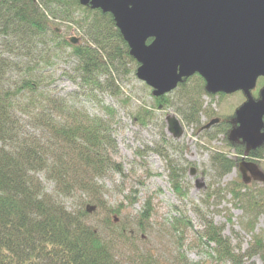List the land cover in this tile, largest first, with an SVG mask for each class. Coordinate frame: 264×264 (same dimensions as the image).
Listing matches in <instances>:
<instances>
[{
  "label": "trees",
  "instance_id": "1",
  "mask_svg": "<svg viewBox=\"0 0 264 264\" xmlns=\"http://www.w3.org/2000/svg\"><path fill=\"white\" fill-rule=\"evenodd\" d=\"M54 22L77 27L82 42H77L73 36H63L56 26L53 27ZM72 38L76 39L75 43ZM0 46L27 60L26 65L19 68V64L0 58V264H122L110 243L115 218H103L105 231L101 232L88 224L86 208L68 210L59 199L60 195L82 192L92 195L96 204H102L98 197L100 188L93 178L108 168L117 167L108 155V150L114 147L109 120L114 117L115 110L102 105L103 117L85 116L65 107L64 99L39 90L44 81L43 63L65 48L70 49L75 59L76 85L83 96L95 97L97 91L111 90L115 86L113 74L125 62L138 66L129 54L114 17L89 4L82 5L79 0H0ZM14 69L22 70L21 78L12 90L3 88L6 71ZM190 79L194 83L188 85ZM263 83L264 78H260L259 85ZM176 90H184L175 104L176 112L185 125L198 124L203 113L201 95H213L205 91V81L194 73L178 83ZM168 94L152 95L155 107L165 109L173 105ZM76 96L71 95L72 98ZM22 99L26 100L24 104ZM21 107L33 112L30 118L38 131L34 135L24 133L16 119V111ZM149 115V110L143 109L137 119L145 124ZM220 126L219 132L228 136L231 123ZM228 146L238 158L222 152L210 157L218 178L235 168L237 159L244 155L243 145L230 143ZM263 150L264 145L252 149L245 159L258 163L264 158ZM155 152L165 157L160 150ZM167 168L172 189L179 197L185 196L186 190L180 180L183 169L169 160ZM41 172L54 184L55 194L45 191L37 176ZM223 189L230 193L233 205L242 209L247 218L244 228L252 233L254 218L264 213V189L245 184L241 177ZM214 195L217 193L212 189L207 197ZM107 211L118 212L109 208ZM150 211L147 201L139 226L149 219ZM203 225L199 240L211 247L213 254L209 256L212 259L255 264L252 258L259 255L264 260V235L252 233L248 248L241 252L223 236L222 228L205 219ZM190 226L183 215L170 223L171 230L181 234Z\"/></svg>",
  "mask_w": 264,
  "mask_h": 264
},
{
  "label": "rangeland",
  "instance_id": "2",
  "mask_svg": "<svg viewBox=\"0 0 264 264\" xmlns=\"http://www.w3.org/2000/svg\"><path fill=\"white\" fill-rule=\"evenodd\" d=\"M55 26L63 36H73L77 42H82L81 31L74 25L54 22ZM1 47L0 58L19 64V68L26 65L25 57ZM43 64L44 81L39 90L46 95L64 99L63 103L70 111L90 117H103L102 105L115 110L114 117L109 120L114 147L108 150V155L117 167L108 168L102 175L93 178L100 188L98 197L102 204H96L92 195L82 192H75L71 196L60 195L59 199L68 210L93 206V211L88 212L87 222L101 232L105 231L103 218H115L110 230L113 237H110V243L119 262L232 264L229 261L218 262L209 256L213 254L211 247L204 240H199V233L204 228L203 219L222 228L223 236L235 248H240L241 252L248 248L254 233L264 235V213L254 218V231L253 234L249 233L244 228L247 218L243 216L242 209L233 205L230 193L223 189L233 180H239L238 167L218 178L210 163V157L215 152L238 158L228 146V141L250 146L241 134L240 123H234L236 112L246 100L243 91L225 93L222 97L203 93V113L200 114L199 123L185 125L175 109L177 99L184 90L168 94L173 105L165 109L155 107L152 89L136 77L137 64L125 62L113 74L115 86L111 90L97 91L95 97L83 96L77 87L76 62L69 48L59 50ZM22 74L19 69L7 70L1 86L12 90ZM187 81L188 85L194 83L191 79ZM259 86L258 80L256 88ZM256 88L251 92L254 98L258 96ZM72 94L77 96L72 98ZM21 101L23 104L26 102L25 99ZM143 109L150 112L145 124L137 119ZM32 113L30 108L21 107L16 111V119L24 133L34 135L38 131L30 118ZM167 115H174L181 122L183 133L180 137L173 138L166 130ZM212 118H219V124L203 128ZM229 118L233 130L231 137L219 132L220 125L226 124ZM253 132L257 137L262 136L256 146L264 145V128L260 132L253 129ZM156 150L163 152L165 157L157 154ZM167 160L183 169L180 172L181 185L186 190L183 197H179L171 187ZM258 163L264 172V158ZM37 176L45 191L55 194L54 184L45 174L41 172ZM248 185L264 189L263 184L257 181H251ZM212 189L217 195L208 198ZM147 201L151 206L150 217L139 226V218ZM108 208L118 212L109 213ZM179 215H183L191 225L184 234L170 228L171 221ZM252 260L255 264H264L259 255H255Z\"/></svg>",
  "mask_w": 264,
  "mask_h": 264
},
{
  "label": "water",
  "instance_id": "3",
  "mask_svg": "<svg viewBox=\"0 0 264 264\" xmlns=\"http://www.w3.org/2000/svg\"><path fill=\"white\" fill-rule=\"evenodd\" d=\"M110 12L139 63L136 77L155 97L172 92L183 79L198 74L207 92L243 91L246 100L235 121L247 141L238 169L245 183H264V172L246 161L259 146L253 129L264 128V85L254 99L251 90L264 77V0H79ZM149 39L150 42H147ZM73 43L76 40L71 39ZM166 130L178 138L183 127L166 116ZM219 122L210 120L204 128ZM233 130L229 131L231 137ZM230 140V138H229ZM93 211V206H87Z\"/></svg>",
  "mask_w": 264,
  "mask_h": 264
},
{
  "label": "flooded vegetation",
  "instance_id": "4",
  "mask_svg": "<svg viewBox=\"0 0 264 264\" xmlns=\"http://www.w3.org/2000/svg\"><path fill=\"white\" fill-rule=\"evenodd\" d=\"M263 121H264V118H263ZM251 181H253V179H251Z\"/></svg>",
  "mask_w": 264,
  "mask_h": 264
}]
</instances>
